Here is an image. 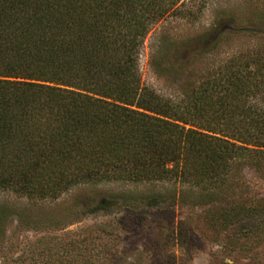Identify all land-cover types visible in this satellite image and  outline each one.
I'll return each instance as SVG.
<instances>
[{"label":"trees","instance_id":"trees-1","mask_svg":"<svg viewBox=\"0 0 264 264\" xmlns=\"http://www.w3.org/2000/svg\"><path fill=\"white\" fill-rule=\"evenodd\" d=\"M182 6L0 0V192L41 201L79 185H202L264 158V108L253 102H264V78L228 66L180 105L141 85L143 40Z\"/></svg>","mask_w":264,"mask_h":264},{"label":"rangeland","instance_id":"rangeland-1","mask_svg":"<svg viewBox=\"0 0 264 264\" xmlns=\"http://www.w3.org/2000/svg\"><path fill=\"white\" fill-rule=\"evenodd\" d=\"M181 2L143 40L144 88L180 105L228 66L264 78V0ZM0 264H264V158L202 185H79L41 201L0 192Z\"/></svg>","mask_w":264,"mask_h":264}]
</instances>
